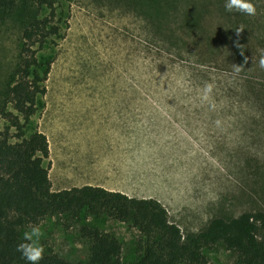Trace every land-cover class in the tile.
Returning a JSON list of instances; mask_svg holds the SVG:
<instances>
[{
    "label": "rangeland",
    "instance_id": "rangeland-1",
    "mask_svg": "<svg viewBox=\"0 0 264 264\" xmlns=\"http://www.w3.org/2000/svg\"><path fill=\"white\" fill-rule=\"evenodd\" d=\"M53 1L56 33L32 46L37 59L49 64L45 93L21 130L11 125L12 116L19 122L22 116L10 104V115L0 114V130L7 129L10 142L35 130L46 136L53 152L43 166L52 190L73 185L49 168L59 134L99 132L127 120L152 133L141 136L147 146L137 157L146 168H137L140 180L127 184L125 193L159 200L183 234L199 231L213 217L264 211V69L258 63L264 0H253L252 16L226 12L224 0H184L160 24L144 21L126 0ZM17 4L16 14L0 22V98L19 61L22 0ZM193 11L196 24L185 19ZM48 12L42 7L39 16ZM205 84L213 86L207 98ZM88 112L95 114L88 118ZM109 112L122 117L98 115ZM82 223L113 234L124 260L134 257L137 232L105 216L68 225L61 216H46L20 234L39 226L43 252L79 261L88 257L90 243L79 234ZM202 253L212 264H238L220 244Z\"/></svg>",
    "mask_w": 264,
    "mask_h": 264
},
{
    "label": "trees",
    "instance_id": "trees-1",
    "mask_svg": "<svg viewBox=\"0 0 264 264\" xmlns=\"http://www.w3.org/2000/svg\"><path fill=\"white\" fill-rule=\"evenodd\" d=\"M126 1L136 5L144 21L160 24L168 20L171 8H177L184 0ZM42 7L49 12L40 17ZM17 8V0H0V22L9 14H16ZM20 8L19 61L0 98V114L10 115L5 112L10 104L22 116V122L17 116H10L14 119L11 125L18 130L34 113L37 96L45 93L44 80L49 71V64L37 59L38 50L32 46L40 47L49 35L56 33L50 22L55 16L53 0H22ZM194 13L190 12L187 18L185 14L190 24L199 22ZM7 132L0 130V264H27L16 251L17 244L24 242L21 228L53 215L64 218L67 225L100 216L129 225L137 232L132 244L134 257L124 260L121 244L113 234L82 223L79 234L90 242L86 259L69 261L43 252L38 264H212L202 249L216 244L234 252L238 264H264L263 210L230 218L213 217L199 231L183 234L170 221L167 209L153 197L128 196L90 185L51 190L48 169L43 166L48 157L46 136L35 130L26 138L10 142Z\"/></svg>",
    "mask_w": 264,
    "mask_h": 264
},
{
    "label": "crops",
    "instance_id": "crops-1",
    "mask_svg": "<svg viewBox=\"0 0 264 264\" xmlns=\"http://www.w3.org/2000/svg\"><path fill=\"white\" fill-rule=\"evenodd\" d=\"M93 114L95 113L88 112L85 116L90 118L94 116ZM74 115L77 113H70V116ZM98 115L109 116L115 121L122 117L120 112ZM129 115L130 118L138 116L130 112ZM146 127L145 125L128 124L125 120L121 124L104 125L99 132L59 134L54 149L55 160L49 168H57V175L62 182L73 183V185L63 186L58 190L90 185L125 193L127 184L140 180L137 178L141 176L137 173V168H146L145 165L137 164L138 153H141L147 146V139L144 140L141 136L152 133V128L146 129ZM47 143L48 158H50L53 148L48 140Z\"/></svg>",
    "mask_w": 264,
    "mask_h": 264
},
{
    "label": "clouds",
    "instance_id": "clouds-1",
    "mask_svg": "<svg viewBox=\"0 0 264 264\" xmlns=\"http://www.w3.org/2000/svg\"><path fill=\"white\" fill-rule=\"evenodd\" d=\"M224 9L226 12H239L248 16L256 14V7L253 0H224ZM241 29H237L236 32L239 33ZM239 47V45H238ZM241 54L243 55V50L241 49ZM247 57H245V62ZM259 67L264 69V52L261 53L259 59ZM241 70V65H235L234 71L239 72ZM211 84H205L203 88V98H207L208 94L212 91ZM41 229L39 226H32L29 231L23 233V241L16 246V251L19 252L22 258L27 262V264H38L42 259L43 247L40 244Z\"/></svg>",
    "mask_w": 264,
    "mask_h": 264
}]
</instances>
